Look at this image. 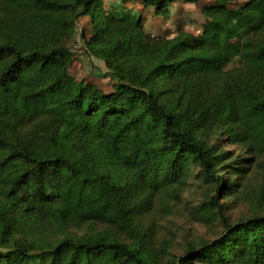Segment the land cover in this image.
I'll list each match as a JSON object with an SVG mask.
<instances>
[{
  "label": "trees",
  "instance_id": "obj_1",
  "mask_svg": "<svg viewBox=\"0 0 264 264\" xmlns=\"http://www.w3.org/2000/svg\"><path fill=\"white\" fill-rule=\"evenodd\" d=\"M215 1L200 35L156 39L142 18L98 16L101 0H0V264H264V0L241 19L239 0ZM85 16L110 93L70 73ZM194 168L208 193L193 220L223 233L170 260L144 220L181 201ZM243 202L252 214L232 223Z\"/></svg>",
  "mask_w": 264,
  "mask_h": 264
},
{
  "label": "rangeland",
  "instance_id": "obj_2",
  "mask_svg": "<svg viewBox=\"0 0 264 264\" xmlns=\"http://www.w3.org/2000/svg\"><path fill=\"white\" fill-rule=\"evenodd\" d=\"M101 1L102 5L98 11V16L102 13L116 12L122 15L127 14L129 17L138 20L142 18L144 32L156 39H172L181 31L200 35L203 25L209 19L205 9L209 10L210 15L216 21L220 20L221 14L215 0H203L198 4H187L183 1H177L162 9L151 5L145 6L142 2L135 0ZM257 1L239 0L238 2L230 3L228 8L237 13L239 19H241L247 15L243 11L244 6L249 2ZM239 19L235 20L236 24H239ZM76 31V37L71 43L69 42L74 53V62L70 69L71 75L79 81L85 80L89 84L96 85L106 93L112 92L113 86L116 83L114 76L106 68L103 61L91 56L87 51L86 42L94 34L92 18L89 16L80 18L77 22ZM83 35L84 38H82ZM235 43L239 45L238 42ZM223 146L224 150L232 152L234 157L242 156L245 153L243 147L229 145L227 140L224 141ZM198 174L199 169L194 168L189 179V184L184 189L179 203L174 206L172 205L173 207L166 212L158 211L153 216L148 215L144 220L145 224H149L151 217H153L158 229L157 243L162 241L168 242L169 253L166 256L167 259L171 260L176 256L181 257L185 254L186 248L190 244L197 246L203 242H213L223 233V228L219 222L204 225L193 220L192 211L203 202L208 193V186L202 183L203 181L200 177H196ZM251 177V182L254 184L255 181L253 182V180L256 179V185H258L256 175H251ZM229 198L226 202L234 204V197ZM226 214L232 223H236L242 218L249 217L252 211L243 202L238 206L231 207L229 211H226ZM87 232L88 229L83 228L80 234H86ZM193 264L199 263L194 262Z\"/></svg>",
  "mask_w": 264,
  "mask_h": 264
}]
</instances>
